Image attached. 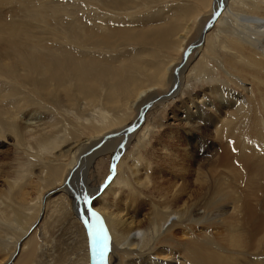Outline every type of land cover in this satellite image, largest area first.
<instances>
[{
    "label": "rangeland",
    "instance_id": "rangeland-1",
    "mask_svg": "<svg viewBox=\"0 0 264 264\" xmlns=\"http://www.w3.org/2000/svg\"><path fill=\"white\" fill-rule=\"evenodd\" d=\"M83 1L89 2L88 0ZM91 1L93 2L94 0ZM214 1L215 0H96V3L100 2L97 8V5L92 3L86 6V4L81 3L82 1L49 0V5L45 8L52 7L53 9L50 12L44 11V17L39 19L38 22H40V25L44 28L49 26L51 29H54L58 37L55 38L50 36V38L58 39V41L50 40V44L52 45L53 43L56 50L50 52L47 55V59L50 61L60 60V58L73 59L74 66H72V70L75 71V73H72V77L64 72L62 74L54 73L56 83H51V87L48 90L49 97L62 102L56 101L58 105L52 106L53 108L50 112H43L47 116L51 115L55 118L60 132L57 133L63 134V132H65L66 136L69 138L68 140H70L69 143L71 146V143L76 140L83 144L91 141V138L98 136L95 134L97 129L109 128V132L114 131V128L119 127L118 120H122L128 124L133 119L130 122L132 124L136 119V112L133 113V110L123 111L124 105H121L122 96L116 95L115 91H111V88L116 86L114 84L118 78L116 79L115 77L120 78L118 82V84H120L123 82L122 78L124 76H131L128 71L129 68H136L138 73L142 70L143 74L141 76L139 74H137V76L136 74H132L133 81H130L131 83L133 82L130 92L132 94H137L136 87L138 89L147 83L149 77L153 75L152 73L155 67L159 70V68L163 67L168 68L171 62H175L173 63L174 65L179 63L181 56L178 50L180 43L178 37L182 33L179 29L188 24L187 43L184 48L187 51L189 47L195 46L191 44H194L201 37V30L204 26L210 23V21H213L211 18L215 13L211 17L210 15L212 13V6L215 5ZM4 2V4H0V30L5 28V21L9 23L11 19L17 21L30 20L31 16H29V14H26V16H28L26 19L24 16L20 19L19 16L12 15L11 11L16 10L14 9L15 1L4 0ZM251 2L252 0L226 1V10L234 14L233 18L228 17L224 20L226 22L222 26L221 24L224 21L215 27L213 26L214 28L212 27L213 29L211 28V31L208 30L210 32L208 33L207 43L202 51L199 52V49H194L192 50L193 52L190 51V55L188 56L190 60L188 71L183 75L177 87V90L180 89V92L167 103L157 104L156 102L152 104L150 109L146 110L145 117L142 121L143 123L140 124L141 126L138 125L134 128L126 138L122 135L113 137L115 140L122 137L116 141V149H118V151L120 149L121 152L116 161L110 155L103 154L94 161L93 169L91 168L89 170L91 189L102 186L104 182H106L105 184H108L110 181L112 182L117 171L113 169V166L119 163H124L123 173H130L131 181L136 183V185L139 184V187L144 182H149L146 173L148 171L149 173H153L155 182L158 180L155 184L156 189H153L154 191L150 187H148L149 190L137 189V193L135 192L133 194L134 197L137 195L136 197L139 199L142 195L145 197L142 200L144 201L142 206H139L137 203L133 204L135 201H133L132 196L129 197V199L123 197L124 201L122 200L119 205L121 211H123V217L134 216V222L140 220L144 221V226H147L146 219L150 216V212L154 207L157 208L162 202L158 198L157 188L160 189L161 187L163 190L172 182V185L177 183L176 185H182L181 188H185V193L188 194L184 197V205L186 207H195L196 209L200 207L202 210L204 206H209V210H214L216 206L219 208L221 205L224 206L221 211L224 212V218L226 219L223 220L224 218H219L213 223H209L205 220L202 223L204 226L198 229L194 227L192 230L195 236L199 235V237L196 236L197 238L194 236L193 239H203L204 242L198 244V247L206 246L208 249L211 246L207 242H210L215 246V249L223 253V256H227L226 252L229 250V255L232 257L235 256L238 262L243 258L246 260V257L249 256L246 254L241 255L238 252L244 251L232 247L231 245L228 246L227 239L229 238L226 239L228 229L221 228L224 230L223 231L219 226L216 229L215 227L219 225L216 223L220 219L224 222H229L232 218L234 219V211H236V209H233V203L237 202L238 199L241 200L240 195L244 194V191L236 182H230L228 179L219 180L215 178L218 174L223 176L226 175L222 174L221 171L214 172L212 169L218 164V160L223 154V151L226 148L228 149L229 145L227 146L226 144L231 143L232 138H230V135L227 141L223 137L228 135L227 133H230L234 126L239 127L241 121L244 120L240 116L239 118L236 117V120L239 122L236 120L229 122V120L227 121V119L224 118L225 115H222L224 111L221 110L224 108L223 100L219 98L222 97L220 92L228 94L229 97L244 98L245 96L246 99H251L250 101L254 103V98L252 99L253 96L250 93L247 95L248 90H251L252 86L257 83V80L258 88L259 82L264 81V70H262V67L256 66V60H258V58L253 59V56H251L253 46L257 47L256 43L258 41L259 43H264V39L262 38L263 40H259L250 32V26L253 24L248 25L242 21L244 17H251L254 13L248 8ZM54 7H57L60 11ZM181 10L190 12L185 20L181 19V17H183L182 14H180ZM254 14L255 16L264 18V11L259 10ZM104 24L106 26H104ZM155 25L158 27H162L163 25V27L167 26L163 29H169L170 26L177 27L176 31L171 35V38H168L170 43L165 41L155 42V40H158V38L154 40L155 36H152L156 28ZM79 28L84 30V32H79L80 30L74 31ZM115 30L127 31L130 35H134V39L125 41L116 38L115 41H112L114 36L113 32H115ZM42 31L43 30H37L35 32L38 35L42 34ZM146 32L149 34V38L145 41H139L138 38ZM78 33L85 35V38L77 37ZM59 34H63L65 39L61 38ZM238 35L239 39L236 37ZM242 38L254 45L248 46ZM59 39L63 40V45H65L67 49H59L55 46V43L61 44V40L59 41ZM42 42L45 43L44 46L48 50L51 45H46L47 40ZM257 51L259 53L258 49L256 53ZM84 66H90L93 71L98 73L107 71L109 74V78L105 83L94 86L96 91L94 94H83L77 88L80 82L87 84L93 80L91 76H77L76 71H83ZM127 71L128 73L126 74ZM169 75V73L166 75V81ZM130 78H132V76ZM150 80L152 81L153 77ZM170 86L169 83L162 86L160 85L159 87L157 86L159 89L156 95L165 94L167 91L169 92L172 89V86ZM97 87L99 88L96 89ZM261 93L264 95V91ZM117 97L119 99H117ZM148 103L149 102H147V104ZM197 106L202 108L200 115L196 112ZM255 107V112L259 116V118L257 116L259 124L247 123L244 130L251 134L261 131V134L258 133L257 136L248 139L252 141V145L257 146L256 149H258L259 157H264V105L261 104L260 107ZM47 109H51V106L47 107L46 110ZM228 112H233V109H230ZM187 113H190L192 123L196 124V121H198L199 125L207 126L198 134L204 140L201 138L195 140V142L199 141L197 145L203 146L204 149L201 152H197V155L193 159L190 158L189 154L192 150L190 143L193 146L195 142L190 140L192 139V134L188 131L189 128L184 125L187 123ZM101 117H104L106 120L102 121ZM92 129H94V131ZM146 129H148L147 133ZM117 130H119V128ZM145 133L147 138L139 146V144L136 143H138ZM110 135L112 136V134ZM12 138L13 139L10 141H3L4 145L0 146V171H2L4 175V177L0 175V191H2L0 199L4 198L3 209L6 211L7 216L22 212V217L19 220L13 218L3 222L8 223L6 226L0 223V261H6L9 258L11 252H13L12 244L14 240L17 239L19 233L28 228L30 223L39 216L40 210L42 209L43 216L41 215L38 226L21 243L19 253L11 264H21L28 258L27 261L30 260L31 264H84L85 249L81 247L79 241V238L83 237V231L81 227H78V224L82 226L87 237L89 233L84 223H82L80 219L78 221L74 218L73 212L71 211V209L74 211L73 207H75L76 204L77 207H84L85 204L83 200L79 201L77 197L73 200L74 196L72 195V201L70 202L69 199H71V197L65 200L64 195L61 196V194H58L56 196H50L44 204L46 200L44 196L48 191L46 189L47 187H45V183L48 177L42 175L40 178L38 175L39 164L29 160L23 151L20 153L18 140L13 136ZM72 138L74 140H72ZM149 140H154L152 148H150V153L147 154L146 157V163L150 164V169L146 165L143 166L145 162L141 161L140 164H138L135 161L136 156L139 155L137 153H140L144 146L146 147ZM201 142L205 145H202ZM144 156L145 155H142V157ZM23 162H26V165H24ZM61 163L62 162L59 161L54 167L61 166ZM261 166L264 169V163L261 162ZM64 169L65 166L60 168V175ZM263 169L258 171L259 178L263 180L262 185L264 184ZM183 172H189L190 177L184 176ZM201 174L204 175L202 176ZM132 178H134V181ZM193 178L195 179L193 180ZM200 184H205L202 191L197 190ZM108 185L103 189L105 190ZM136 185L134 187H138ZM164 185H166V187H164ZM209 185H212V189L209 188ZM216 186H218V188ZM79 189L82 188L79 187ZM189 190L195 191L196 195H194V197L191 196L189 192L187 193ZM262 190L260 194L264 196V185ZM86 193L85 189H82L80 192V194H84L83 196L88 195ZM128 196H130L129 193ZM92 197L89 198L91 201L89 200V205L87 204V210L91 209L90 207L97 206L93 203L95 196ZM152 200L153 202H151ZM108 202V205L104 207L108 210L115 209L113 207L110 208L111 200ZM177 207H179V204L175 207L172 206V208L164 206L161 209L159 208V210L160 213L165 212L166 214L174 215L175 218L178 219L176 213L180 211V208ZM203 210L205 211V209ZM257 210L264 216V197L260 201ZM76 211H78V208H76ZM100 216H98L99 219H97V222L99 220L101 221V218H103V215ZM74 219H76V222ZM19 221H21V223H19ZM101 222L104 223L103 221ZM213 224H215V227ZM95 227L96 224H94V228ZM199 230H201V232H199ZM219 230L222 232L220 235H218ZM118 232L119 234L121 233L120 230H118ZM243 233L244 232H242V234ZM103 234H105V232H103ZM258 239V254L264 259V227ZM205 242L207 243L206 245ZM106 243L108 246L107 240ZM27 244L28 246L25 247ZM254 245H257V241H255ZM142 252L145 251L143 250ZM255 254L256 253L252 256ZM175 257L177 256L175 255ZM130 259L134 261L136 259L135 255L132 257L129 255V262L126 260L125 264L131 263ZM168 263L170 262L168 261L166 264Z\"/></svg>",
    "mask_w": 264,
    "mask_h": 264
},
{
    "label": "bare ground",
    "instance_id": "bare-ground-1",
    "mask_svg": "<svg viewBox=\"0 0 264 264\" xmlns=\"http://www.w3.org/2000/svg\"><path fill=\"white\" fill-rule=\"evenodd\" d=\"M13 1H15L14 9H16L11 11L13 16H19L20 19L22 16H24V18L26 19L28 18L26 14H29L31 18L29 21L27 20L28 23L27 21H17L13 19H11L9 23L5 21V28L3 30H0V146L4 145L3 141L6 142L12 140L13 136L18 140L17 142L19 152L22 153L23 151L25 155H27V158L29 160H31L33 163L39 164L38 175L40 176V178L42 177V175L48 177V180L45 183V187H47L46 189L48 191L44 196L46 199L44 204L50 196H56L58 194H61V196L64 195L65 200L69 199L73 195V200L77 197L79 201L83 200V203L85 204V201L83 199V195L85 193L80 194L82 189H85V191L87 192L86 194L89 195H86L88 196V198L95 196V200L93 201V203H95L97 206L89 207L92 211L97 213L98 216L103 215L101 221H103L104 223H102L100 220L97 222L96 217H92L89 215V212L87 210L89 204L81 208L77 207L76 204L75 207H73L75 212L71 209L74 218H76L78 221L80 219V221L86 226V230L89 233V236L87 237L82 226L78 224V227H81L83 231V237H80L79 241L81 247L85 249L84 264H90L88 250L89 238L91 240L95 237L98 239H102L105 236L107 237L108 246L107 252L105 254L104 264H125L126 260L128 261L129 255H131V257L135 255L136 258L134 261L133 259H130L131 263L129 264H166L168 261L170 262L168 264H244L245 262V264H264V259H262L261 255L258 254V237L259 234H262L263 231L264 216L261 215L257 210L258 206L260 205V201L264 197L260 194L264 185H262L263 180L259 178L258 174V171H260V169H263L261 166V162L264 163V157H259L258 149H256L257 146L252 145V141H249L248 139L257 136L258 133L261 134V131L251 134L248 131L244 130V127L247 123H258L257 120L259 116L255 112V106L260 107L261 104L264 105V95L261 93L262 91H264V81L259 82L258 88L257 80V83L252 86L251 90H248L247 95L250 93L253 96L252 99L254 98V103L250 101L251 99H246L245 96L244 98L229 97L228 94H223V92H220L222 97H219L221 100H223L224 108L221 110L224 111L222 115H225L224 118H226L227 121L229 120L230 122L236 120V117L239 118V116L244 120H240L241 125L239 127L234 126L230 133L228 132V135L223 137L227 141L229 139L228 136L230 135V138H232L231 143L226 144L227 146L229 145L228 149L226 148L224 151L222 150L223 154L219 158L218 164L215 165L212 171H221V173L225 174L226 176L218 174L215 178L219 180L228 179L230 182H236L239 186H241L244 194L240 195L241 200L238 199L237 202H235L236 204L233 203V209H236V211H234V219L232 218V220H230L229 222H224L221 221L222 219H220L216 223L219 225L215 227V224H213V226L215 227V229L218 228V226L220 227V229H228V235L226 237V239L229 238L227 239L228 246L231 245L232 247H236L244 251L238 253L241 255L246 254L247 256H249L246 257V260L243 258L240 260V262H238V260L235 259V256L232 257L231 255H229V250L226 252L227 256H223V253H220L219 250L215 249V246H213L210 242H207L211 246L209 249L206 246L198 247V244L203 243L204 240L199 239V242L198 239H193L195 235L194 233H192V230L194 229V227L198 229L199 227L204 226L202 223L205 220L209 223H213L219 218H224V212L221 211L224 206L221 205L220 208L216 206L214 210H209V206H204L203 209H205V211L203 209L201 210L200 207L197 209L195 207H186L184 205V197L188 194L185 193V188H181L182 185L178 186L176 185L177 183L172 185L173 182L171 181L172 183H170L168 181L170 183H168V187L164 185V187L166 188H164L163 190L161 187L160 189L157 188L158 198L162 202L157 206V208L154 207V209L150 212V216L146 219L147 226H144V221L141 220L134 222V216L123 217V211H121L119 205L122 200L124 201L123 197L129 199V197L132 196L133 201H135L133 204L137 203L139 206H142L144 204V201L142 200L145 197L142 195L139 199L138 197H136L137 195L134 197L133 194L135 192L137 193V189L149 190L148 187H150L152 190L156 189L155 184L158 180L155 182V180L153 179V173H149L148 171L146 173V177L148 178L149 182L143 183L141 181L143 184L139 187V184L136 185V183L131 181L130 173H123L124 163H119L118 165L113 166V169L117 170L116 176L112 182L110 181L111 183L109 182L110 184L108 183L109 185L105 184L106 182H104V184L100 187L94 189L90 188L91 180L89 178V170L91 168L93 169L94 161L103 154L110 155L116 161L119 154L121 153L120 149L118 151V149H116L117 146H115L117 145L116 141H118L120 137L116 140L113 137L122 135L126 138L134 128L143 123L142 121L145 117L146 110L150 109V106H152V104L156 102L157 104L167 103L180 92V89L178 88L179 90H177V87L180 84V80H182L183 75H185V73L188 71V66L190 64L188 56L190 55V51L194 49H199V52L202 51L203 47L207 43L208 33L228 17L233 18L234 14L229 10H226L225 4L227 0L214 1L215 5L212 6V13L210 17L215 13L211 19H214L215 15L216 18L214 19L212 24L211 22L206 24L208 25L206 31L204 30L207 26L205 25L204 28L202 27L203 29L201 30V37L194 44H191L195 46L189 47L187 51L184 48L187 43L186 37L189 29L188 24L179 29V31H182V33L178 37V39L180 40L178 50L180 51L182 60L180 59V62L175 65L173 64L175 62H171L168 68L163 67L159 68L158 70L155 67L152 73L153 75L150 77L146 76L149 77L148 81L146 80L147 83H145L143 87H139L138 89L136 87L137 94H132L130 92V88L133 86V82L131 83L130 81H133L132 74H136V76L137 74H139L141 76L143 74L142 70H140V73H138L136 68H129L128 71L130 72L132 78H130L131 76L126 75L122 78L123 82L120 84H118L120 78L115 77L116 79H118L114 84L116 86H113L111 88V91H115L116 95L122 96L121 105H124L123 111L133 110V113L136 112V119L134 118L135 120L132 122V124L130 123L133 120L132 118V120L128 124L123 122L122 120H118L119 127L116 128H119V130L114 128V131L109 132V128H101V130L95 129V134L98 135L97 137L91 138V141H88L85 144L78 142V140L73 141L74 144L71 143V146L69 143L70 140H68L69 138L68 136H66L65 132H63V134L57 133L59 132V126H57L55 118H53L51 115L47 116L43 112H50L54 106L58 105V103L56 102L58 100L49 97L48 93V90L51 87V83H56L54 79V73L62 74L64 72L72 77V73H75V71L72 70V66H74V60L70 58H60V60L50 61L49 59H47V55L50 52L56 50L54 44H50V40L58 41V39L50 38V36H53L55 38L58 37V34L56 31H54V29H51V27L49 26H47V28H44L40 25V22H38L39 19H42L44 17L43 14H45V12H50L53 9L49 6V8H45L47 5H49V0H12V2ZM77 1H82L81 3L86 4V6L92 3L94 5H97V8L100 5V2L96 3V0H94L93 2L91 0H88L89 2H85L83 0H74V2ZM1 3L4 4V0H0V4ZM249 6L250 7L248 8L251 12L257 13L259 10L264 11V0H252ZM54 8L58 9L57 7ZM219 9L220 12L218 13ZM58 11L60 10L58 9ZM189 13V11L186 12L184 10H181L180 14H182L183 16L181 17V19L185 20ZM254 13L251 17H244L242 21L243 23L248 25L253 24L250 26V32L259 40L262 38L264 39V18L255 16ZM225 22L226 21L222 22L221 26L225 24ZM104 26L106 25L104 24ZM163 26H156L154 33H152V36H155L154 40L158 38V40H155L156 43L160 41H165L168 43V38H171V35L174 31H176L177 28L170 26L169 29H163L167 27ZM37 30H43L42 34L37 35L35 32ZM78 30H80L79 32H84V30H81L80 28L74 31ZM245 30L249 31L248 29ZM113 33L114 36L112 41H115L116 38H120L125 41L134 39V35H130L127 31L115 30V32ZM59 36L65 39L63 34H59ZM77 37L85 38V35L78 33ZM236 37L239 39V35ZM147 38H149V34L146 32L145 34L140 36L138 40L145 41L147 40ZM45 40H47L46 45H51L48 49L49 51L45 48V43L42 42ZM242 40L246 42L248 46L254 45L253 43L248 42L246 39L242 38ZM59 41L61 44L55 43V46H57L59 49H67V47L63 45V40L59 39ZM256 44L257 47L253 46L251 56H253V59L258 58V60H256V66L260 68L262 67V70H264V43H259L258 41ZM257 49L259 50V53L258 51L256 53ZM83 68V71H76L77 76H91L93 80L92 82H89L87 84H83L82 82H80L77 88L83 94H94L96 92L94 86L105 83L109 78V74L107 73V71H104L102 73L93 71L90 66H84ZM128 71L126 72V74L128 73ZM168 73L170 75L168 76L166 81V75ZM152 77L153 80L151 81L150 79ZM166 83H169L172 86V89H169L170 91H167L165 94L156 95V92L159 89L158 87ZM98 88L99 87H97L96 89ZM119 98L117 97V99ZM58 102L62 103L61 101ZM147 102L149 103L147 104ZM49 106H51V109L46 110V108ZM230 109H233V112H228ZM201 110V107H196V112H198V115H200ZM186 115L187 123H185L184 125H186L187 128L190 129H188V131L192 134V139L190 140L192 142H195L196 139L199 140L201 138L198 134L202 132L203 128L207 126L199 125L198 121H196V124L192 123L190 113H187ZM101 119L102 121L106 120L104 117H101ZM92 130L94 131V129ZM147 130L148 129H146V133ZM146 133L142 135V137L136 144H139L140 146L144 142V140L147 138ZM110 134H112V136ZM72 140L74 139L72 138ZM153 142L154 140H149L146 147L144 146L143 150L140 153L136 152L137 154H139L135 159L138 164L143 161L145 162L143 166L146 165L149 168L150 164L146 163V157L147 154L150 153V148H152ZM198 142H195L193 146L190 143V147L192 150L189 154L191 159H193L197 155V152H201L204 149L203 146L197 145ZM201 144L205 145L202 142ZM142 155L145 156L142 157ZM59 161L62 162L61 166L54 167ZM23 164L26 165V162H23ZM62 166H65V169L60 175V168ZM211 172L210 174L212 176ZM188 174L189 172H183L184 176L190 177V174ZM0 175L4 177L2 171H0ZM201 175L203 176L204 174ZM133 179L134 178H132V180ZM194 179L195 178H193V180ZM205 184L198 185L197 190L202 191ZM106 185L108 186L104 190L103 188ZM135 185L138 187H134ZM209 186V188L212 189V185ZM79 187L82 189H79ZM216 187L218 188V186ZM188 192L193 197L194 195H196L195 191L189 190L187 191V193ZM128 193L130 196H128ZM1 194L2 191H0V195ZM3 200L4 198L0 199V223L9 221L13 218L19 220L22 217V212L20 211L21 213L15 215L9 214L10 216H7L6 211L3 209ZM69 200L71 202L72 197ZM89 200L91 201V199ZM109 200H111L110 208L113 207L116 209V211L115 209L108 210L106 207H104L105 205H108ZM98 202L100 203V205ZM151 202H153V200ZM177 204H179V207L177 208H180V211L178 210L179 212L176 213L178 219L175 218L174 215L166 214L165 212L160 213L159 208L161 209L164 206H166L167 208H172V206L175 207ZM76 208H78V211H76ZM41 210L39 216L30 223L28 228L19 233V238L17 237V239H15L12 244L13 252H11L9 258L6 261L1 260L0 264H11V262L16 258L17 254L19 253L21 243L38 226L40 217L41 215L43 216V210ZM76 219H74L75 222ZM225 219L226 218H224L223 220ZM19 223H21V221H19ZM3 224L5 226L8 225V223ZM94 224H96L95 228ZM105 230L107 231L108 235L106 234ZM118 230L121 231L120 234ZM103 232H105V234H103ZM199 232H201V230H199ZM218 232V235L222 234L220 230ZM242 232L244 233L242 234ZM92 233H94V235H90ZM109 233L111 236L109 235ZM196 236L199 237V235ZM255 241H257L256 246L254 245ZM207 243L205 242V245ZM143 250L145 252H142ZM254 253L256 254L252 256ZM175 255L177 257H175Z\"/></svg>",
    "mask_w": 264,
    "mask_h": 264
},
{
    "label": "water",
    "instance_id": "water-1",
    "mask_svg": "<svg viewBox=\"0 0 264 264\" xmlns=\"http://www.w3.org/2000/svg\"><path fill=\"white\" fill-rule=\"evenodd\" d=\"M220 12V9L218 11V13ZM216 18V15H215ZM214 18V19H215ZM213 19V21H214ZM210 21V22H213ZM207 27L205 28L204 31H206ZM188 53V52H187ZM101 251H103V241L102 239H98V238H94V239H90L89 238V258H90V264H103L102 260H101Z\"/></svg>",
    "mask_w": 264,
    "mask_h": 264
},
{
    "label": "snow or ice",
    "instance_id": "snow-or-ice-1",
    "mask_svg": "<svg viewBox=\"0 0 264 264\" xmlns=\"http://www.w3.org/2000/svg\"><path fill=\"white\" fill-rule=\"evenodd\" d=\"M84 201H85V205H87L89 203V198L87 196L83 197ZM89 215L92 217H96L97 219H99L98 214L95 213L94 211H92L91 209H88ZM90 235H94V233L90 234ZM107 237H103L102 241H103V251H101L100 255L103 258L107 252V243H106Z\"/></svg>",
    "mask_w": 264,
    "mask_h": 264
},
{
    "label": "crops",
    "instance_id": "crops-1",
    "mask_svg": "<svg viewBox=\"0 0 264 264\" xmlns=\"http://www.w3.org/2000/svg\"><path fill=\"white\" fill-rule=\"evenodd\" d=\"M28 242V241H27ZM29 244V243H28ZM28 244L27 245H25V247H27L28 246ZM29 259V258H28ZM27 259V260H28ZM27 260H25L24 262H22L21 264H31V261L29 260V261H27Z\"/></svg>",
    "mask_w": 264,
    "mask_h": 264
}]
</instances>
